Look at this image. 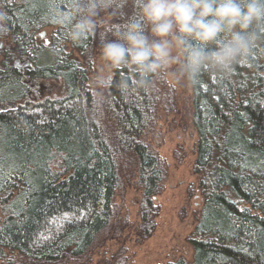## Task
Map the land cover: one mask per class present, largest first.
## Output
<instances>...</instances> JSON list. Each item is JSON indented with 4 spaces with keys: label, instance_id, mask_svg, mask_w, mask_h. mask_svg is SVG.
I'll return each instance as SVG.
<instances>
[{
    "label": "trees",
    "instance_id": "obj_1",
    "mask_svg": "<svg viewBox=\"0 0 264 264\" xmlns=\"http://www.w3.org/2000/svg\"><path fill=\"white\" fill-rule=\"evenodd\" d=\"M70 0H0V255L27 264L84 257L113 218L119 183L114 146L93 116L95 91L79 44L53 20ZM138 19L137 15L132 20ZM51 27L49 43L41 31ZM19 59V63L15 61ZM128 70H115L110 93L119 138L139 158L147 205L159 192L162 160L146 142L147 91L121 94ZM60 83L61 94L32 99V86ZM193 88L201 211L193 260L165 264H264V40L224 78L202 72ZM12 104L11 109H3Z\"/></svg>",
    "mask_w": 264,
    "mask_h": 264
},
{
    "label": "rangeland",
    "instance_id": "obj_2",
    "mask_svg": "<svg viewBox=\"0 0 264 264\" xmlns=\"http://www.w3.org/2000/svg\"><path fill=\"white\" fill-rule=\"evenodd\" d=\"M101 17L110 24H124L136 15L135 0H127L117 18ZM53 28L45 32L49 39ZM98 28L94 45L79 59L89 68V82L102 69L100 60L101 33ZM109 39L112 37L109 36ZM0 40V53L6 48ZM111 84L105 90L107 102L102 107L94 104L93 116L114 146L119 169V183L114 198L113 218L95 239L88 254L64 264H165L181 257L192 261L194 245L191 235L201 211L198 177L194 166L197 158V133L193 124V88L186 80L179 83L160 77L147 91L150 103L145 106L144 129L139 140L150 145L162 160L163 178L159 192L144 200L140 182L139 158L119 138L120 125L112 106ZM94 91H96L94 89ZM32 99L60 95V83L32 86ZM0 264H27L15 253L0 255ZM59 264V263H58Z\"/></svg>",
    "mask_w": 264,
    "mask_h": 264
},
{
    "label": "clouds",
    "instance_id": "obj_3",
    "mask_svg": "<svg viewBox=\"0 0 264 264\" xmlns=\"http://www.w3.org/2000/svg\"><path fill=\"white\" fill-rule=\"evenodd\" d=\"M127 0H70L67 10L56 8L53 20L68 30L74 44L101 33L102 69L95 75L94 104L107 102L105 90L115 70L127 69L119 80L121 94L148 91L160 77L191 85L202 72L229 78L236 65L248 62L264 40V0H135L136 15L124 24H110ZM6 14L0 13V33ZM112 38L109 39L108 37Z\"/></svg>",
    "mask_w": 264,
    "mask_h": 264
},
{
    "label": "water",
    "instance_id": "obj_4",
    "mask_svg": "<svg viewBox=\"0 0 264 264\" xmlns=\"http://www.w3.org/2000/svg\"><path fill=\"white\" fill-rule=\"evenodd\" d=\"M45 34H46V33L43 32V33H42V37H45ZM46 42L49 43V40L46 39ZM11 108H13V107H12V104H9L8 107H6V108H1V110H3V109H11Z\"/></svg>",
    "mask_w": 264,
    "mask_h": 264
},
{
    "label": "flooded vegetation",
    "instance_id": "obj_5",
    "mask_svg": "<svg viewBox=\"0 0 264 264\" xmlns=\"http://www.w3.org/2000/svg\"><path fill=\"white\" fill-rule=\"evenodd\" d=\"M42 38L46 40V37H42ZM15 61L17 62V64L19 63V59H16ZM129 75H130V74L128 73L127 76H129ZM114 78H115V76H114ZM112 83H113V82H112ZM112 83H111V85H112Z\"/></svg>",
    "mask_w": 264,
    "mask_h": 264
}]
</instances>
